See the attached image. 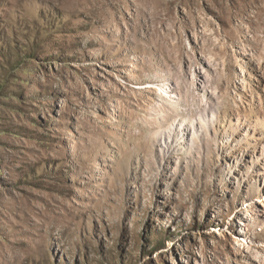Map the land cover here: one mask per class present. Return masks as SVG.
Returning a JSON list of instances; mask_svg holds the SVG:
<instances>
[{
  "label": "rangeland",
  "instance_id": "374dc122",
  "mask_svg": "<svg viewBox=\"0 0 264 264\" xmlns=\"http://www.w3.org/2000/svg\"><path fill=\"white\" fill-rule=\"evenodd\" d=\"M0 264H264V0H0Z\"/></svg>",
  "mask_w": 264,
  "mask_h": 264
}]
</instances>
